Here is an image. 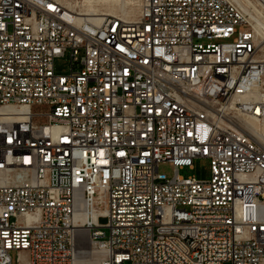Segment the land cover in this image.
<instances>
[{
  "label": "built area",
  "instance_id": "1",
  "mask_svg": "<svg viewBox=\"0 0 264 264\" xmlns=\"http://www.w3.org/2000/svg\"><path fill=\"white\" fill-rule=\"evenodd\" d=\"M71 1L0 0V264H264L251 23L231 0H139L96 28ZM196 158L208 180L179 174Z\"/></svg>",
  "mask_w": 264,
  "mask_h": 264
},
{
  "label": "bare ground",
  "instance_id": "2",
  "mask_svg": "<svg viewBox=\"0 0 264 264\" xmlns=\"http://www.w3.org/2000/svg\"><path fill=\"white\" fill-rule=\"evenodd\" d=\"M243 13L244 17L251 23L259 40V47L264 50V32L258 26L257 12L260 17L264 19V0H231ZM140 3L139 0H74L68 3V6L80 13L81 18H75V25H82L88 23V19L96 23V28L104 27V16H117L123 19L134 21L138 19L141 13L135 6ZM140 11V13H139ZM138 14V16H137ZM137 16V18H135ZM259 17V18H260ZM128 21H121L120 33H128ZM247 125L251 131L256 132L258 136L264 135V125L255 119H249ZM215 257L222 258V260H231L230 245L226 243H219L215 246ZM94 262L92 261L91 264Z\"/></svg>",
  "mask_w": 264,
  "mask_h": 264
},
{
  "label": "rangeland",
  "instance_id": "3",
  "mask_svg": "<svg viewBox=\"0 0 264 264\" xmlns=\"http://www.w3.org/2000/svg\"><path fill=\"white\" fill-rule=\"evenodd\" d=\"M133 2V0H129ZM140 10V3L135 6ZM140 13V11H139ZM257 16L258 26L264 32V19L255 12ZM138 16V14H137ZM137 16L135 18H137ZM260 17V18H259ZM264 57V50L261 52ZM70 69V60L68 56H63L55 60V72L57 74H66ZM159 170L166 174L168 178L174 174V166L171 163L165 162L159 165ZM179 174L183 177H195L198 180H208L211 177V166L210 161L207 158H196L193 161V167L185 166L179 170ZM12 257L15 259V253L12 252Z\"/></svg>",
  "mask_w": 264,
  "mask_h": 264
}]
</instances>
